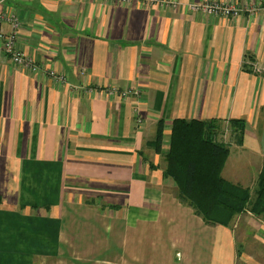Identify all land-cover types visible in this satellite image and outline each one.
Masks as SVG:
<instances>
[{"label":"crops","instance_id":"1","mask_svg":"<svg viewBox=\"0 0 264 264\" xmlns=\"http://www.w3.org/2000/svg\"><path fill=\"white\" fill-rule=\"evenodd\" d=\"M204 2L264 4L0 0L35 66L0 49V264H264V221L207 223L149 147L161 120L169 145L175 120L220 119L224 179L255 189L264 169V16L192 10Z\"/></svg>","mask_w":264,"mask_h":264},{"label":"trees","instance_id":"2","mask_svg":"<svg viewBox=\"0 0 264 264\" xmlns=\"http://www.w3.org/2000/svg\"><path fill=\"white\" fill-rule=\"evenodd\" d=\"M224 123L220 119L175 120L169 148L164 150L166 126L161 120L149 147L162 156L164 177L174 182L178 200L207 223L229 228L237 217L249 212L264 221V169L255 189L234 185L223 177L230 156L229 143L219 140ZM228 124L236 142L242 144L246 121L230 120Z\"/></svg>","mask_w":264,"mask_h":264},{"label":"built area","instance_id":"3","mask_svg":"<svg viewBox=\"0 0 264 264\" xmlns=\"http://www.w3.org/2000/svg\"><path fill=\"white\" fill-rule=\"evenodd\" d=\"M91 1V0H87ZM150 1V0H142ZM193 11H199L211 15H220L227 18H237L243 14H249V16H254L256 14H261L264 16V4H259L257 6H231L224 3H201L192 6ZM263 12H260V11ZM6 20L12 26V32L6 33L1 26V22ZM20 29V19L14 13H5L0 10V49L7 53L12 61L18 65H25L31 67L35 70L34 61L26 57L20 48H18V33ZM48 75L51 76L56 82L60 84L67 83V78L63 74H58L55 71H47ZM110 94L113 96H118L120 98H127L133 94L132 90H123L119 87H111L109 89Z\"/></svg>","mask_w":264,"mask_h":264},{"label":"rangeland","instance_id":"4","mask_svg":"<svg viewBox=\"0 0 264 264\" xmlns=\"http://www.w3.org/2000/svg\"><path fill=\"white\" fill-rule=\"evenodd\" d=\"M204 3H206V2H204ZM225 4V3H224ZM231 6H233V5H231ZM255 6V5H254ZM257 6V5H256ZM251 7V6H250ZM260 12H263L262 10L260 11ZM256 15H259V14H256ZM18 48H20V43H19V39H18ZM21 49V48H20ZM27 57V56H26ZM30 59V58H29ZM28 67V66H27ZM30 69H32L31 67H29ZM48 71H50V70H48ZM51 77V76H50ZM52 78V77H51ZM53 79V78H52ZM54 80V79H53ZM56 85H63V84H60V83H58V82H56L55 80L53 81ZM108 93H109V95H111L110 94V91L108 90ZM111 96H113V95H111ZM115 97V96H114ZM122 99H124V98H122ZM165 145H167V146H165ZM164 146L165 147H167V149L169 148V145L168 144H165ZM164 147V148H165ZM165 150H166V148H165ZM187 206V205H186ZM189 207V206H188ZM210 224V223H209Z\"/></svg>","mask_w":264,"mask_h":264}]
</instances>
